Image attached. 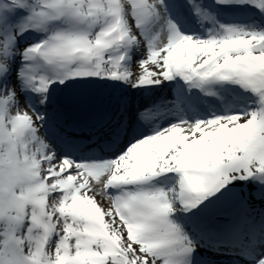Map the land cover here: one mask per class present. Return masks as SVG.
<instances>
[{
    "label": "snow or ice",
    "instance_id": "1",
    "mask_svg": "<svg viewBox=\"0 0 264 264\" xmlns=\"http://www.w3.org/2000/svg\"><path fill=\"white\" fill-rule=\"evenodd\" d=\"M0 264H264V0H0Z\"/></svg>",
    "mask_w": 264,
    "mask_h": 264
},
{
    "label": "rangeland",
    "instance_id": "2",
    "mask_svg": "<svg viewBox=\"0 0 264 264\" xmlns=\"http://www.w3.org/2000/svg\"><path fill=\"white\" fill-rule=\"evenodd\" d=\"M131 70H132L133 73H139L140 68H139L138 64L134 63V64L132 65V67H131ZM130 100H131V102H132L133 104H135V103H137V102H139V101L141 100V97H139V96H136V97H130ZM21 101H22L21 107H25V105L23 104V101H24V97H23V96H21ZM63 103H64V102H63ZM64 105H65V104H64ZM57 107H58V109L63 108V109L66 111V113L69 114V115H71V116H75L76 118L79 116V115L76 114L75 111H73V110H71V109H70V111H68V110L66 109V106H65V108H64V106H62V104H60V103H59V106L57 105ZM73 112H74V113H73ZM76 115H77V116H76ZM65 117H67V116H65ZM67 118H69V119H67L68 121L73 120V119L70 118V117H67ZM76 121H77V119L75 120V122H76ZM43 134H44V133H42V135H43Z\"/></svg>",
    "mask_w": 264,
    "mask_h": 264
},
{
    "label": "bare ground",
    "instance_id": "3",
    "mask_svg": "<svg viewBox=\"0 0 264 264\" xmlns=\"http://www.w3.org/2000/svg\"><path fill=\"white\" fill-rule=\"evenodd\" d=\"M65 106H66V105H65ZM66 109H67L68 111H70V109L67 108V106H66ZM73 113H74V112H73ZM76 114L79 115L77 118H76L75 116H71V115H67V117L69 116V117L72 118V119H77V121H79L80 119H82V115H81L80 113L76 112ZM77 115H76V116H77Z\"/></svg>",
    "mask_w": 264,
    "mask_h": 264
},
{
    "label": "water",
    "instance_id": "4",
    "mask_svg": "<svg viewBox=\"0 0 264 264\" xmlns=\"http://www.w3.org/2000/svg\"><path fill=\"white\" fill-rule=\"evenodd\" d=\"M58 102L60 103V104H62L63 105V103H62V100H63V94H59L58 93Z\"/></svg>",
    "mask_w": 264,
    "mask_h": 264
}]
</instances>
